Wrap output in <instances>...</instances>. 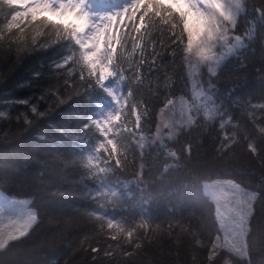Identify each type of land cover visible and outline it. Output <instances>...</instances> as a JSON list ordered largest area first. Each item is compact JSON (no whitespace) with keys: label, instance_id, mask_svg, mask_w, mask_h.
Instances as JSON below:
<instances>
[{"label":"trees","instance_id":"trees-1","mask_svg":"<svg viewBox=\"0 0 264 264\" xmlns=\"http://www.w3.org/2000/svg\"><path fill=\"white\" fill-rule=\"evenodd\" d=\"M104 1L119 2L120 9L130 3ZM245 4L235 29L242 37L248 34L244 46L226 58L215 76L206 68L203 72L204 81L211 82V99L225 114V121L231 117L224 131L234 134L238 142L228 154L221 157L217 153L222 135L220 115L213 113L208 118L203 110L195 112L192 125L181 127L171 138L142 148L139 137L126 141V148L117 145L118 153L127 157V165L106 183L120 188L115 212L109 218L116 217L124 229L135 228L130 244L126 233L107 229L104 221L91 215L97 202L90 194L99 186L83 167L80 154L95 144L94 133L83 132L82 125L98 116L101 105L112 96L95 84L85 91L75 76L69 79L62 67H56L71 54L73 41L51 43L55 37L50 28L30 23V18L13 21L17 11L26 9L0 0V188L31 196L38 212L28 235L0 250V264H264V235L255 231L247 238L248 260L223 247L209 260L220 226L215 202L205 194L206 179L232 177L255 189L252 223L264 216V165L247 150L249 141L264 144L258 131L264 127V113L246 103L249 99L254 104L264 102V23L255 11L264 7V0H245ZM138 17L139 13L137 22ZM153 20L136 50L129 42L120 59L126 69L139 65V59L148 62L141 68L142 84L128 81L133 92L130 105L147 111L146 116L141 112L143 136L155 131L159 111L168 99L179 94L193 98L187 53L172 44L168 26L159 18ZM34 39H46L50 44L18 53V48ZM125 76L130 78L131 72ZM67 79L70 88L62 87ZM108 83L117 93L127 86L116 78ZM57 98L66 101L61 104ZM30 105L46 114L36 116ZM25 119L31 123L26 125ZM134 119L130 112L128 127H133ZM172 152L175 157L169 155ZM141 164L144 184H138L134 175ZM137 243L140 247L134 250ZM91 248L101 251L93 253ZM106 250L112 255L105 256ZM133 251L131 257L124 255Z\"/></svg>","mask_w":264,"mask_h":264},{"label":"snow or ice","instance_id":"snow-or-ice-1","mask_svg":"<svg viewBox=\"0 0 264 264\" xmlns=\"http://www.w3.org/2000/svg\"><path fill=\"white\" fill-rule=\"evenodd\" d=\"M8 5H18L25 8V11H17L12 20L17 18H30L29 22H39L42 26L50 28L52 35L55 37L51 43H60L64 40L74 42L75 47L71 54L68 55L57 68H63L68 73L69 79L73 76L84 84L85 91L87 88L99 85L112 96L115 106L106 113L88 118V123L82 125L83 132L94 133L95 144L88 152H81L84 158L83 167L87 169L91 179L98 182V189L90 194V199L97 202V208L91 213L105 222L107 229L126 233L131 244V238L134 235L135 228L131 230L124 229L116 217H111L110 213L115 212V206L119 200V187H107L106 183L112 181L111 176L122 173L127 165V157L118 153V143L121 147H127L126 141L135 140L137 137L143 140V130L141 129V112L147 115L146 109L137 111L134 105H130L129 97L133 95L132 86L128 82L131 79L134 82L142 84L143 77L141 68L148 63L144 59H139V65H130L124 68L121 63V50L125 49L129 42L133 51L138 47L139 42L149 33L153 25V18H159L164 25L169 27V37L172 44L177 48H182L184 52L191 54L196 58V67L203 64L207 66L208 72L216 75V70L220 68L225 53H234L244 46L245 36L231 35L236 27L237 21L242 12H245V0H130L126 6L120 10L107 13H93L90 8V0H6ZM257 17L264 23V7L255 10ZM139 13L138 22L137 14ZM145 17H148V23H145ZM131 22V27H129ZM18 27V25H16ZM12 24L8 25L11 29ZM143 29V31H141ZM176 29H179L178 31ZM41 36L46 33L41 32ZM186 37V44L184 43ZM50 44L45 40H33L27 47L18 48L17 51L25 52L35 46ZM223 49L224 52H219ZM156 63L153 55L152 64ZM131 72V76L126 77L125 72ZM261 71H264L262 69ZM116 78L127 85L121 92L113 91L108 87L106 82ZM69 79L65 80L62 87L70 88ZM75 83V80H73ZM264 84V78H262ZM198 95L201 98V104H205V115L212 118L213 113L220 115V128L222 135L217 153L224 157L228 154L232 145L237 143L234 134L224 131L225 114L220 112L207 93L200 89L199 82L194 85ZM78 94V93H77ZM53 93H49V96ZM71 96L68 97V99ZM43 97L40 98L43 101ZM58 99V98H57ZM66 100H59L64 103ZM174 100L168 99L165 107L174 105ZM249 107L261 113H264V102L259 104L252 103L251 99L246 101ZM211 105V107H207ZM192 107H196L194 104ZM197 112L199 108L196 109ZM30 111L36 116L41 117L46 113L39 111L36 105H30ZM135 115L133 127H128L127 117L129 113ZM191 108L188 112V120L193 123ZM161 119H165L163 110ZM31 121L25 119V124ZM164 127L172 128L170 121L165 123ZM264 136V127L258 129ZM160 135V128H157V137ZM169 131L168 136L171 137ZM111 136V138H109ZM247 139V138H246ZM142 148L143 145L141 144ZM247 150L251 155L259 157V161L264 165V144L257 145L254 141H249ZM191 153V146L187 147ZM169 155L176 156L172 152ZM101 164L104 166L102 167ZM167 170V166L165 168ZM136 182L144 184V166L140 165L139 170L134 173ZM230 186L235 191L232 193L234 200L230 209L231 216L228 225V231L225 235V243L222 247L229 253L249 259L248 236L255 232L264 235V216L255 224L253 219V203L257 199L256 193H249L240 189L234 181L215 180L211 184H205V194L216 202L217 218H220V201L223 188ZM111 197V199H109ZM103 201V202H101ZM106 204L108 207H106ZM105 210H108L107 212ZM7 213L10 217H17L23 220L19 226H14L11 232L0 230V250L8 247L11 241H19L26 237L37 217L31 210L26 209L22 202L6 201L0 203V216ZM144 215H147L145 213ZM140 227H144L141 224ZM139 238V237H138ZM117 239L116 236L112 237ZM217 240L220 237H216ZM199 243V241H197ZM140 244L134 245V250L138 249ZM220 245L213 243L209 260L218 255ZM93 253L101 251L97 248H91ZM133 252H125L124 255L131 257ZM105 256H111L110 251L104 252ZM95 259V257H93ZM225 264H229L225 261ZM250 264V261H249Z\"/></svg>","mask_w":264,"mask_h":264},{"label":"rangeland","instance_id":"rangeland-1","mask_svg":"<svg viewBox=\"0 0 264 264\" xmlns=\"http://www.w3.org/2000/svg\"><path fill=\"white\" fill-rule=\"evenodd\" d=\"M111 7H107L109 5ZM89 8L93 13H107V12H113L120 10L119 8V2H114V3H107V1L104 0H90ZM231 35H238L236 31L234 30ZM241 36V35H240ZM219 52H224L223 49H218ZM232 53H225V58L223 62L226 60V58ZM187 65H188V72L190 75V80H191V86L193 89V98H189L184 94H179L175 97H172L170 99L174 100V105L165 107V104L161 107L158 115V122L156 125V129L152 134H147L144 135V139L140 140L137 139L139 145L146 146L149 143H153L156 141H163L166 138H171L176 135L178 130L181 127H188L192 125L195 122L196 119V109L199 108V110L205 111V104H201V98L198 95H194V92H197L198 90L194 88V85L199 82L200 89L205 91L207 93V96L211 99L212 95L209 92L208 86H210V83L207 84L204 81V74L203 72L205 71L204 69H207V66L201 64L197 68L196 65V58L192 56L191 54L187 53ZM222 62V63H223ZM208 70V69H207ZM218 70V69H217ZM216 70V71H217ZM107 86L111 87L108 82H106ZM114 91V90H113ZM212 100V99H211ZM195 105L196 107H192V105ZM115 106V101L112 99H109L107 102L103 103L100 107L99 115L101 113H106L108 110H111ZM207 107H211V105H207ZM191 108V111L193 113L192 119L194 120L193 123H190L188 120V112L189 109ZM163 110L165 119H161V111ZM168 121L171 122L172 128L164 127L165 123ZM160 128V135L157 137V128ZM169 131L172 132L171 137L168 136ZM111 138V137H109ZM215 180H220V181H234L235 184H238L240 186V189H243L249 193H257L255 189L249 188L244 186L242 183L237 181L236 179L232 177H225V176H217L211 179H206L204 181V186L205 184H211ZM205 188V187H204ZM235 190L232 189L230 186H226L223 188V192L221 193L222 199L220 201V218L218 219L219 221V226H220V231L217 233L216 237H220L219 240L215 239V242L222 247V245L225 243V235L226 232L228 231V225H229V220L231 216L230 209L232 207V202L234 200V197L232 193ZM6 201H18L22 202L26 209L31 210L35 213L37 220H38V212L36 207L32 204V197L31 196H19V195H13L2 188H0V203H4ZM215 202V201H214ZM216 205V202H215ZM254 206V203H253ZM217 207V205H216ZM36 220V221H37ZM23 220L19 219L17 217H10L7 213L4 215L0 216V230H3L4 232L8 233L13 230L14 226H19V224H22ZM36 223V222H35ZM33 223V225L35 224ZM32 225V226H33Z\"/></svg>","mask_w":264,"mask_h":264}]
</instances>
